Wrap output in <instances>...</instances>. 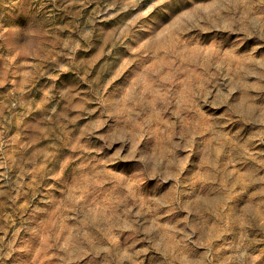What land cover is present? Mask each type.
Here are the masks:
<instances>
[{"label":"rangeland","instance_id":"374dc122","mask_svg":"<svg viewBox=\"0 0 264 264\" xmlns=\"http://www.w3.org/2000/svg\"><path fill=\"white\" fill-rule=\"evenodd\" d=\"M0 264H264V0H0Z\"/></svg>","mask_w":264,"mask_h":264}]
</instances>
